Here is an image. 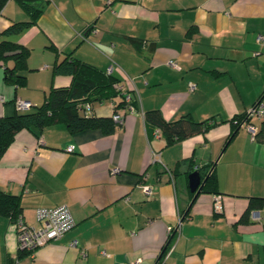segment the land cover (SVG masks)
<instances>
[{
    "label": "crops",
    "instance_id": "0c3cea01",
    "mask_svg": "<svg viewBox=\"0 0 264 264\" xmlns=\"http://www.w3.org/2000/svg\"><path fill=\"white\" fill-rule=\"evenodd\" d=\"M35 2L36 22L4 36L30 54L24 85L7 83L0 66V117L16 113L17 98L36 107L68 85L70 75L54 67L69 54L116 77L138 108H118L124 119L112 133L71 132L64 122L16 133L0 158V187L20 195L29 224H40L38 208L66 204L75 225L32 254L0 214V264H264V142L244 125L229 138L231 119L264 102V0ZM28 20L20 0H7L0 31ZM120 99L96 101L92 111L112 115ZM149 109L168 120L222 121L167 143L148 130ZM207 163L218 192L196 194L189 174ZM253 197L260 202L249 210ZM170 226L178 230L167 245Z\"/></svg>",
    "mask_w": 264,
    "mask_h": 264
},
{
    "label": "trees",
    "instance_id": "16d2710c",
    "mask_svg": "<svg viewBox=\"0 0 264 264\" xmlns=\"http://www.w3.org/2000/svg\"><path fill=\"white\" fill-rule=\"evenodd\" d=\"M7 0H0V12ZM22 5L30 14V20L14 22L8 28L0 31V66L5 68V81L17 86L24 85L26 76L21 70L28 69V57L30 49L17 41L4 36L21 32L25 27L36 22L41 9L35 0H20ZM12 62V64H10ZM54 71L56 73L68 74L71 82L64 86H55L51 89L46 100L29 110H18L12 116L0 117V158L5 153L16 133L24 128H43L47 124L64 122L71 132L81 131L87 128H99L105 133L115 131L117 122L113 115L121 106L127 107L126 95H131V103L138 108V99L133 91L128 90L120 81L108 71H103L93 64L87 63L72 54L66 55L56 62ZM122 86V88H120ZM116 101L115 110L112 115H97L92 111V104L96 101L113 99ZM262 101V97L256 101ZM89 104L91 108L85 106ZM145 122L148 130L156 128L166 138L167 143H173L184 139L195 133L207 132L222 120L216 117L206 120H196L191 114H183L175 120H168L160 109H149L144 112ZM246 119V112L235 115L231 119L233 131L229 138L233 137L235 130L241 122ZM251 121V119H247ZM259 141L264 142V118L256 134ZM203 179L206 178L203 190L217 191V178L212 165L197 167ZM260 198L253 197L250 209L258 206ZM0 214L8 216L13 222L19 215L23 216V205L20 195L0 187ZM175 236V235H174ZM169 236V245L174 237ZM168 247V246H167ZM160 261V259H159Z\"/></svg>",
    "mask_w": 264,
    "mask_h": 264
},
{
    "label": "built area",
    "instance_id": "2783aa9c",
    "mask_svg": "<svg viewBox=\"0 0 264 264\" xmlns=\"http://www.w3.org/2000/svg\"><path fill=\"white\" fill-rule=\"evenodd\" d=\"M261 38V37H260ZM172 65H177L175 61L171 60ZM111 71V68H109ZM122 88V86H120ZM191 88H194L192 85ZM127 100V110L134 112L137 108L131 103V95H126ZM16 107L18 110H29L32 108L33 103L30 100L17 98ZM87 109L91 108L89 104L85 106ZM254 116L261 119L264 118V102L259 101L255 103L246 111V119L241 122L240 125H244L249 132L256 137L259 127L254 124L252 121H247V119H252ZM114 119L122 123L124 119L123 113H115L113 115ZM157 135L161 134L159 128L155 129ZM69 149H72L73 146H69ZM159 155L154 153L155 159H158ZM144 191L146 194H151L153 189L149 185H144ZM214 208L216 211L223 210V201L222 195L215 194L214 196ZM37 219L40 221L39 225L29 224L22 215H19L16 221L17 235H18V244L20 251H25L29 253H34L39 247L45 245L46 243L58 239L63 236L67 231H69L74 225L75 220L71 213L70 208L66 204L58 205L55 207H41L37 209ZM182 219V214L179 215V222ZM178 230V226L169 227V236L175 235ZM72 245H76L77 241H73Z\"/></svg>",
    "mask_w": 264,
    "mask_h": 264
},
{
    "label": "water",
    "instance_id": "95a60500",
    "mask_svg": "<svg viewBox=\"0 0 264 264\" xmlns=\"http://www.w3.org/2000/svg\"><path fill=\"white\" fill-rule=\"evenodd\" d=\"M205 179L202 178L201 173L195 170L189 174V186L192 192L199 193L204 186Z\"/></svg>",
    "mask_w": 264,
    "mask_h": 264
}]
</instances>
